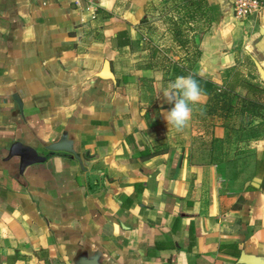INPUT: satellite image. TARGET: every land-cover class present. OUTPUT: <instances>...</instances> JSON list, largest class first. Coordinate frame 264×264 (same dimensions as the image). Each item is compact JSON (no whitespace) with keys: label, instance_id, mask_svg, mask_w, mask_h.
<instances>
[{"label":"crops","instance_id":"crops-1","mask_svg":"<svg viewBox=\"0 0 264 264\" xmlns=\"http://www.w3.org/2000/svg\"><path fill=\"white\" fill-rule=\"evenodd\" d=\"M233 1L0 0V264H264V108L164 118L196 52L264 105V0Z\"/></svg>","mask_w":264,"mask_h":264},{"label":"clouds","instance_id":"clouds-1","mask_svg":"<svg viewBox=\"0 0 264 264\" xmlns=\"http://www.w3.org/2000/svg\"><path fill=\"white\" fill-rule=\"evenodd\" d=\"M204 90L194 73L178 76L163 91V96L173 107L164 113L168 126L182 132L193 116V105L204 96Z\"/></svg>","mask_w":264,"mask_h":264},{"label":"trees","instance_id":"trees-1","mask_svg":"<svg viewBox=\"0 0 264 264\" xmlns=\"http://www.w3.org/2000/svg\"><path fill=\"white\" fill-rule=\"evenodd\" d=\"M199 52H196L193 58L192 63H189V67L187 72L179 71V68H175L176 72L183 74L185 72L186 75L189 73H194L196 79L200 82L201 87L204 90V95L208 96L209 98V114L215 115L218 114L221 117L229 118V114L235 109L236 112L240 113L244 116L246 113L253 116H260V109L264 108V105L261 104L260 101L251 100L248 97H241L238 96L234 89H227L224 88L217 83L213 82L212 80L205 79L194 72L193 68L196 64L197 59L199 58ZM178 70V71H177ZM255 89V92H264V88L259 87L258 85H252ZM238 97V105L235 106L233 104L234 99ZM239 104L242 105L239 107Z\"/></svg>","mask_w":264,"mask_h":264},{"label":"built area","instance_id":"built-area-1","mask_svg":"<svg viewBox=\"0 0 264 264\" xmlns=\"http://www.w3.org/2000/svg\"><path fill=\"white\" fill-rule=\"evenodd\" d=\"M51 0H38L41 4H48ZM75 1L76 0H71ZM91 3L94 0H88ZM263 8V2L261 0H234L233 10L234 15L239 20H244L259 13Z\"/></svg>","mask_w":264,"mask_h":264},{"label":"water","instance_id":"water-1","mask_svg":"<svg viewBox=\"0 0 264 264\" xmlns=\"http://www.w3.org/2000/svg\"><path fill=\"white\" fill-rule=\"evenodd\" d=\"M48 150L50 152L64 151V152H68V153L76 155V153H75L71 143L68 141L67 137H64L59 142L48 146ZM45 159H46L45 157H38V156H36V154H33L31 161L33 163H37V162L45 161ZM260 183H261V180L256 178L252 184L255 186H258ZM87 264H90V263H87Z\"/></svg>","mask_w":264,"mask_h":264}]
</instances>
